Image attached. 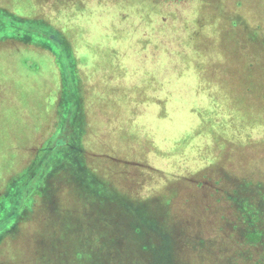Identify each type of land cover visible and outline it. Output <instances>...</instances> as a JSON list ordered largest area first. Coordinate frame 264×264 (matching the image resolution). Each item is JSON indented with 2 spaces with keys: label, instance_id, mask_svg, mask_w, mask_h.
<instances>
[{
  "label": "rangeland",
  "instance_id": "rangeland-1",
  "mask_svg": "<svg viewBox=\"0 0 264 264\" xmlns=\"http://www.w3.org/2000/svg\"><path fill=\"white\" fill-rule=\"evenodd\" d=\"M235 201L264 217V0H0V264H131L128 203L174 264H264Z\"/></svg>",
  "mask_w": 264,
  "mask_h": 264
},
{
  "label": "trees",
  "instance_id": "trees-1",
  "mask_svg": "<svg viewBox=\"0 0 264 264\" xmlns=\"http://www.w3.org/2000/svg\"><path fill=\"white\" fill-rule=\"evenodd\" d=\"M35 193H36L35 194V204L33 206L34 212L37 211V208H42L43 204L52 205L53 200L50 201L52 203H49V201L43 199V197H44L43 194H50L51 190L50 191L48 190L46 192L37 191ZM57 196H58L57 191H55L54 192V198L57 199ZM119 202L121 204L120 198H119ZM235 202H236L235 203L236 210L240 213V215L243 219L242 220L243 225L246 222L249 226L248 232L244 233V239H246L248 245L257 249L258 248L257 246L259 245L261 240L264 241V217H263L262 213H260V212L254 213V211L251 208L250 203L245 202V203L249 204L248 207L246 208L247 205L244 204V207H243L240 201H235ZM65 207L68 208L69 205L65 204ZM66 208L65 209L63 208V209L66 210ZM127 208L130 211H133V210L135 211L134 223L132 222L128 226V228L131 226V228H129V229H131L133 231L132 232L126 231V232H124V234L122 236H114L111 238L110 243H111V241H115L116 243L120 242L119 249H116L114 252H116L119 257H122L129 250L135 251L134 255L136 257H133L131 259V264H135L137 262L136 259H139L138 261H141L144 259L145 264H148V261L146 260V258L144 256H142L141 254H139L138 252H136V250H138V249H140L141 251H147V252L150 251L151 254H153L154 258L151 259L149 264H174L173 259L171 257L172 252H169L170 249H167V247H165V245L162 243L160 245H155V243L151 242V240L153 239V233H154L155 237L157 236L156 233H158L160 235L163 234V238H166L168 236L167 233H165V232L162 233L161 230H159V228L157 227L158 220L163 218V217L160 216L159 218H157V217L153 218L152 216H148L149 215L148 212L150 213V211L148 209H146L145 207H143V208H145L147 211H144V213H142V214L141 213L138 214L137 211L134 209L135 206L130 205L129 203L127 204ZM258 208L261 211L264 208V202L261 203L258 206ZM69 213H70V211H68V215H69ZM62 214L64 215V213H62ZM150 214L155 216V214H153V212ZM68 215H64L62 218L63 219H65V218L72 219ZM71 215H72L73 221H74V220H76L74 218V215H78V213H76L75 211L72 210ZM40 218L42 220H40ZM37 219H39L41 221L40 223H47L48 226L51 224L48 222V218H46L43 213L38 215ZM67 219H66V222L63 223L64 226L71 225V223H69V222L67 224ZM258 223H260V224L257 225ZM85 224H88V223L85 221ZM58 225L56 224V226H58ZM84 225H82V228ZM92 227H94V226L92 225ZM41 230H40V232H41ZM87 238L85 237V242L90 241V236L87 235ZM98 239H99V237L96 238V240H98ZM44 241H47V239L45 238ZM152 246L158 248V251L156 253H155V250L152 248ZM81 248L82 247L79 245L76 246V250L78 252H79V250H81ZM90 249H92V247ZM77 251H75V252L78 253ZM82 258H83V256L79 255L77 259L82 260ZM92 259L95 260V257L93 255H92ZM115 263L122 264L120 259L115 260L114 258H112L111 260H109V264H115ZM136 264H138V263H136ZM252 264H256V263H252Z\"/></svg>",
  "mask_w": 264,
  "mask_h": 264
}]
</instances>
